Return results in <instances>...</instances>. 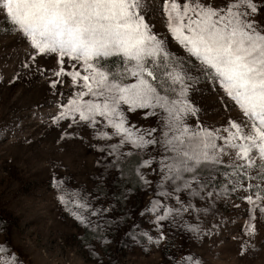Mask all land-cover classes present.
<instances>
[{
    "label": "rangeland",
    "instance_id": "374dc122",
    "mask_svg": "<svg viewBox=\"0 0 264 264\" xmlns=\"http://www.w3.org/2000/svg\"><path fill=\"white\" fill-rule=\"evenodd\" d=\"M207 2L219 7L225 0ZM151 3L153 32L188 59L170 36L160 0ZM254 19L264 24V9ZM32 55L29 42L0 19V264H264V200L254 208L243 198L251 189L231 191L224 165L210 170L209 196L178 187L180 181L161 184L156 172L142 167L158 148L126 144L122 155L110 154L119 138L101 139L100 131H110L103 123L55 119L79 89L71 77L54 76V56ZM52 80L63 83L53 88ZM188 96L198 110L190 124L221 128L240 117L206 77ZM127 117L138 129L157 127L156 117L143 111Z\"/></svg>",
    "mask_w": 264,
    "mask_h": 264
},
{
    "label": "snow or ice",
    "instance_id": "6c2138e0",
    "mask_svg": "<svg viewBox=\"0 0 264 264\" xmlns=\"http://www.w3.org/2000/svg\"><path fill=\"white\" fill-rule=\"evenodd\" d=\"M262 9L264 0H225L219 7L207 0H160L170 36L188 59L175 56L167 38L153 32L151 0H0V19L29 42L30 59L54 56V76L77 85L56 120L103 123L110 131H100L101 139L119 138L113 155H122L126 144L158 148L141 166L156 172L161 184L180 181L178 187L192 194L214 195L210 170L224 165L231 191L251 189L243 198L256 208L264 200V24L254 19ZM201 76L223 90L238 120L221 128L189 123L198 110L188 94ZM50 83L55 88L63 81ZM136 111L156 117L157 127L130 125L127 113ZM254 230L249 224L250 236Z\"/></svg>",
    "mask_w": 264,
    "mask_h": 264
}]
</instances>
